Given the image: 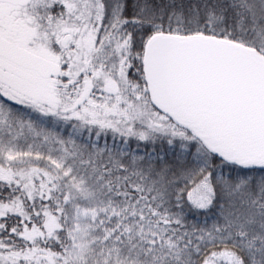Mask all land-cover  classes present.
<instances>
[{"label": "snow or ice", "instance_id": "snow-or-ice-1", "mask_svg": "<svg viewBox=\"0 0 264 264\" xmlns=\"http://www.w3.org/2000/svg\"><path fill=\"white\" fill-rule=\"evenodd\" d=\"M0 264H264V0H0Z\"/></svg>", "mask_w": 264, "mask_h": 264}]
</instances>
